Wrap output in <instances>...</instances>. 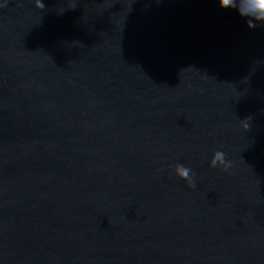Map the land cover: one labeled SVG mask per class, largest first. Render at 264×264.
Returning a JSON list of instances; mask_svg holds the SVG:
<instances>
[{
	"label": "water",
	"instance_id": "water-1",
	"mask_svg": "<svg viewBox=\"0 0 264 264\" xmlns=\"http://www.w3.org/2000/svg\"><path fill=\"white\" fill-rule=\"evenodd\" d=\"M41 3L0 0V264H264V20Z\"/></svg>",
	"mask_w": 264,
	"mask_h": 264
},
{
	"label": "clouds",
	"instance_id": "clouds-1",
	"mask_svg": "<svg viewBox=\"0 0 264 264\" xmlns=\"http://www.w3.org/2000/svg\"><path fill=\"white\" fill-rule=\"evenodd\" d=\"M234 0H220V6L222 8H228L233 5ZM35 7L38 9L43 8L41 0H35ZM240 15L254 16L257 20H264V0H240V7L238 8ZM246 127V125H245ZM210 167L221 166L224 170L230 167V162L226 161L225 155L221 151L213 153L212 159L209 161ZM175 174L185 180L190 186L194 185L195 173L184 165L177 164L175 166Z\"/></svg>",
	"mask_w": 264,
	"mask_h": 264
}]
</instances>
